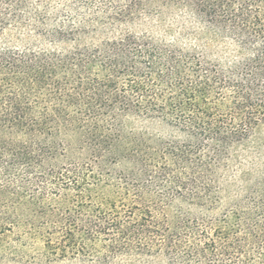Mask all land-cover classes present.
<instances>
[{"label":"trees","instance_id":"1","mask_svg":"<svg viewBox=\"0 0 264 264\" xmlns=\"http://www.w3.org/2000/svg\"><path fill=\"white\" fill-rule=\"evenodd\" d=\"M0 264H264V0H0Z\"/></svg>","mask_w":264,"mask_h":264}]
</instances>
